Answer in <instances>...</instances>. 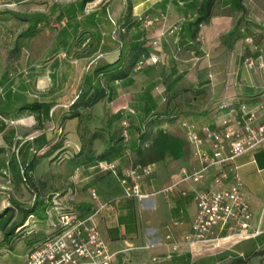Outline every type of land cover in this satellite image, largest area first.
I'll list each match as a JSON object with an SVG mask.
<instances>
[{
    "label": "crops",
    "instance_id": "obj_1",
    "mask_svg": "<svg viewBox=\"0 0 264 264\" xmlns=\"http://www.w3.org/2000/svg\"><path fill=\"white\" fill-rule=\"evenodd\" d=\"M54 1L55 10L47 19L67 23L51 34L45 48L98 52L80 67L78 84L99 79L93 70L115 61L121 48L125 51L144 42L147 53L122 62L125 77L103 82L102 76L107 94L81 109L82 118L61 120L60 105L47 116L38 113L39 134H65L66 153L83 151L86 158L79 166L71 164L72 188L38 194L40 211L35 218L52 221L58 206L94 212V222L112 254L109 264H264V146L215 165L202 182L179 181L182 172L191 173L199 166L188 133L203 138L202 148L210 153L212 138L203 128L222 133L232 123V114L220 108L221 102L235 107L245 103L261 113L264 0H215L194 38H185L183 29L170 32L169 28L193 20L202 0H92L80 8L79 0ZM70 4L76 8L67 13ZM140 16L152 22L145 26ZM0 31V48H5L12 37L4 34L12 33L2 27ZM44 116L51 119V126L43 125ZM124 120L130 123L129 140L116 142ZM103 152L106 157L99 159ZM28 158L25 154L23 161ZM99 160L113 163L114 171L99 169ZM147 164L153 171L144 177L141 189L150 195L125 196L119 182L123 172ZM219 169L227 171L226 184L233 173L239 176L252 212L250 226L237 234L229 221L222 229L214 226L206 241H188L196 212L194 190L207 186ZM172 183L176 185L163 191ZM27 199L19 202L30 205ZM4 202L2 214L10 203ZM27 251L23 239L9 249L0 247V264H25Z\"/></svg>",
    "mask_w": 264,
    "mask_h": 264
},
{
    "label": "rangeland",
    "instance_id": "obj_2",
    "mask_svg": "<svg viewBox=\"0 0 264 264\" xmlns=\"http://www.w3.org/2000/svg\"><path fill=\"white\" fill-rule=\"evenodd\" d=\"M52 4H55L54 0H29L10 10L47 16L54 7ZM5 10L0 9V27L10 30L12 38L5 48H0V206L4 201L12 203L11 199L17 202L28 200L27 196L32 202L34 194L73 187L71 164L79 166L83 158L73 152L64 154L62 160H54V157L48 160L41 157L44 150L37 151L31 177L26 182L22 180L20 170L23 157L18 152V146L26 140L31 141L40 132L36 125L38 112L23 106L34 101H45L54 111V106L60 105L62 120L79 92L87 88L83 82L78 84L80 67L98 54L95 48H45L51 34L65 26V19L50 18L37 24L33 32L24 37L21 34L28 22ZM85 27L86 23L82 22L81 31ZM45 116L43 125L51 126V119ZM9 138H12L11 141ZM65 139L61 137V141ZM33 148L36 149V145ZM24 152L29 157L33 155V150L28 148Z\"/></svg>",
    "mask_w": 264,
    "mask_h": 264
},
{
    "label": "built area",
    "instance_id": "obj_3",
    "mask_svg": "<svg viewBox=\"0 0 264 264\" xmlns=\"http://www.w3.org/2000/svg\"><path fill=\"white\" fill-rule=\"evenodd\" d=\"M16 5L15 2L0 0L1 10L11 9ZM139 19L145 26L152 22L147 17L140 16ZM54 25L57 26V23ZM181 27L182 23L177 22L169 28V31L180 30ZM4 35V38L12 37L10 33ZM141 64L142 60L136 65L139 67ZM259 105L261 113L257 114L245 103H239L235 107L230 102H221L220 108H228L232 114V123L228 124L222 133L210 130L208 127L203 128L205 136L212 138L210 153L202 148L203 138L196 132L190 131L188 140L193 145V154L198 158L199 166L191 173L182 172L179 181L202 182L215 165L229 163L249 149L264 146V85ZM122 125L121 135L124 141H128L130 137L128 121L124 120ZM98 167L101 170L114 171L115 169L113 163L106 161L98 162ZM152 171L153 167L150 164L127 168L119 178L123 194L134 198L150 195L142 191L141 184L144 177ZM227 178V171L219 169L212 174L207 186L194 190L196 212L188 241H206L214 226L222 229L229 221L233 222L229 227L233 233L241 234L249 228L252 212L243 193L242 182L236 173L232 174L230 181L226 184ZM175 185L176 183H172L163 191H168ZM91 194L96 197L94 190ZM94 215V212L85 215L71 212L59 213L56 224L62 228L61 232L53 239L27 252L25 264H109L112 254L106 249L94 222Z\"/></svg>",
    "mask_w": 264,
    "mask_h": 264
},
{
    "label": "trees",
    "instance_id": "obj_4",
    "mask_svg": "<svg viewBox=\"0 0 264 264\" xmlns=\"http://www.w3.org/2000/svg\"><path fill=\"white\" fill-rule=\"evenodd\" d=\"M89 1L92 0H79V8L80 6H84L85 3ZM214 1L215 0H202L196 10L195 18L193 20L184 22L181 29H183V36L185 38L195 37L199 25L209 18ZM75 8L76 7L74 4H70L66 7L65 12H72L75 10ZM54 10L55 9L52 8V11ZM5 12L12 14L14 17L20 20L28 22L26 29L21 34L24 37L29 36L33 32V29L37 24L44 23L48 20L46 14L43 13L21 14L10 9L5 10ZM58 15L61 16L62 14L59 13ZM146 48L147 47L144 46V42L136 44L135 47L127 48L125 51H123L121 48L118 58L115 61L96 67L93 70V74L95 77L99 75V79L95 80L94 82H92L91 80L83 81L87 88L84 91L79 92L76 100L72 103V108L64 114V117L82 118L83 115L82 112H80L81 109L90 107L102 96L107 94L106 85L103 84L104 80H114L117 78L125 77L127 75V70L121 65L122 62L130 60L132 61L136 59V56L140 55L141 53H147ZM102 76L104 77L103 82H101ZM23 107L25 109L37 111L38 113L39 111H42L46 116L48 115L50 110V106L44 102L34 101L24 105ZM129 128L130 123H128V131ZM64 135L65 134H62L63 137ZM62 136L58 135L54 137H47L45 134L41 133L33 136L31 141L26 140L19 144L18 152H21L22 157H24L25 155L24 151L26 148H28V150H33V155L27 160L23 161L22 158L23 162L22 168L20 170V175L23 181L26 182L31 177V173L35 168L36 159L34 154H36L37 151L44 150V152H42L41 154V157H46L49 160L53 157L54 160H62L64 154H68L65 151L66 149L62 147V145L64 144V141H61ZM143 138L144 136L141 135L140 139L143 140ZM11 139L12 138H9L8 140L11 141ZM121 139H123L122 136L121 138L116 139V142L120 141ZM34 145H36V149L33 148ZM76 154L77 156L83 157L81 161L82 163H84L86 157L83 151H79ZM106 154L107 152H103L97 157L99 159H102L106 157ZM98 162H100V160ZM39 202L40 200L38 198V195L34 194L33 200L30 205H24L23 203L12 201V203H9L6 206V213L2 214V211H0V247L9 249L15 241L23 239L26 249H28L27 252H29L42 243L46 242L47 240L53 239L61 232L62 228H60L56 224V217L59 213L71 212L78 215H85L89 213H82L69 208L58 206L56 208L55 218L52 221L47 222L45 221L46 217H40L38 219L35 218V216H37L38 214V211H40Z\"/></svg>",
    "mask_w": 264,
    "mask_h": 264
}]
</instances>
